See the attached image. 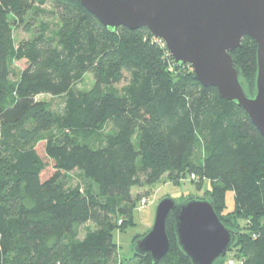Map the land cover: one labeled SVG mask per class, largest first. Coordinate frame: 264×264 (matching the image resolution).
Here are the masks:
<instances>
[{
  "label": "trees",
  "instance_id": "16d2710c",
  "mask_svg": "<svg viewBox=\"0 0 264 264\" xmlns=\"http://www.w3.org/2000/svg\"><path fill=\"white\" fill-rule=\"evenodd\" d=\"M43 1L0 0V264H191L170 215L157 262L134 249L116 261L112 240L132 224L134 187L187 173L210 182L225 227H239L238 214L253 223L218 263L264 264V138L243 110L178 67L147 29L110 32L75 0H53L51 11ZM14 29L31 36L17 43ZM232 56L250 95L255 42L243 38ZM86 74L93 86L76 90ZM73 172L83 188L71 186Z\"/></svg>",
  "mask_w": 264,
  "mask_h": 264
},
{
  "label": "water",
  "instance_id": "95a60500",
  "mask_svg": "<svg viewBox=\"0 0 264 264\" xmlns=\"http://www.w3.org/2000/svg\"><path fill=\"white\" fill-rule=\"evenodd\" d=\"M107 30L147 29L163 41L177 64H188L194 80L217 90L247 115L264 138V0H75ZM248 37L256 44L253 96L245 93L232 52ZM176 243L191 264H216L225 258L236 234L220 221L212 201L169 197L159 201L149 231L135 242L137 254L157 262L169 249L166 218Z\"/></svg>",
  "mask_w": 264,
  "mask_h": 264
},
{
  "label": "rangeland",
  "instance_id": "374dc122",
  "mask_svg": "<svg viewBox=\"0 0 264 264\" xmlns=\"http://www.w3.org/2000/svg\"><path fill=\"white\" fill-rule=\"evenodd\" d=\"M38 7L44 11H51L53 8V0H45L42 3H39ZM14 38L18 43L22 39H28L31 35L23 32L19 29H14ZM168 51V50H167ZM175 62V61H174ZM188 65V64H186ZM189 66V65H188ZM190 67V66H189ZM190 70L192 71L191 67ZM256 76V75H255ZM240 82L244 87L245 93H249L248 84L245 78H240ZM94 84V79L90 74H86L82 80V82L77 85L76 90L78 91H89ZM126 82H122L114 86L115 90L120 91ZM254 90L247 95L253 96L256 92L255 82H254ZM37 101H43L48 103L53 110H59L62 106V99L53 98L49 95H40L36 98ZM108 131V129H107ZM106 130H101L98 132L99 135L102 133H106ZM187 173L185 177L181 178L179 183L170 182L168 180H160L149 187H134L132 189V195L135 197L148 198V204L145 207H140L139 202L137 203V207L132 212V224L128 226L118 227L113 232L112 240L116 244V252H115V260L119 261L122 259H127L133 254L134 245L137 239L143 237L149 229L153 225L154 215L156 206L159 201L165 197H169L177 203H180L188 198H204L209 196L208 190L210 188V182L208 180L199 181L198 179L195 181H191L190 177ZM71 186L81 185L84 187V181L80 174L77 172H73L69 175ZM234 207V194L233 191L229 190L225 194V212H230ZM239 222V227H235V225L226 224V226L235 232L236 237L237 234L241 237L239 230L248 231L249 228H252V222L248 220L245 215L238 214L236 219H234V223ZM118 224V223H117ZM130 224V223H129ZM93 226L91 224H87L78 228L79 237H82L86 229H91ZM124 228V229H122ZM230 254L227 252L226 257L228 258ZM217 264H227L226 260Z\"/></svg>",
  "mask_w": 264,
  "mask_h": 264
},
{
  "label": "built area",
  "instance_id": "2783aa9c",
  "mask_svg": "<svg viewBox=\"0 0 264 264\" xmlns=\"http://www.w3.org/2000/svg\"><path fill=\"white\" fill-rule=\"evenodd\" d=\"M192 179H194V176H191ZM148 204V199L143 197L139 201L140 207H145ZM229 264H232V261H228Z\"/></svg>",
  "mask_w": 264,
  "mask_h": 264
},
{
  "label": "crops",
  "instance_id": "0c3cea01",
  "mask_svg": "<svg viewBox=\"0 0 264 264\" xmlns=\"http://www.w3.org/2000/svg\"><path fill=\"white\" fill-rule=\"evenodd\" d=\"M162 179H163V180H166V176H164Z\"/></svg>",
  "mask_w": 264,
  "mask_h": 264
}]
</instances>
